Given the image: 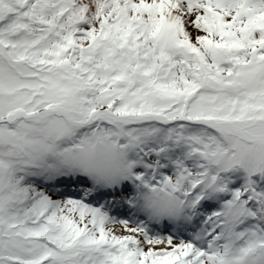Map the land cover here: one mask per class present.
Wrapping results in <instances>:
<instances>
[{
	"label": "snow or ice",
	"instance_id": "snow-or-ice-1",
	"mask_svg": "<svg viewBox=\"0 0 264 264\" xmlns=\"http://www.w3.org/2000/svg\"><path fill=\"white\" fill-rule=\"evenodd\" d=\"M0 264H264V0H0Z\"/></svg>",
	"mask_w": 264,
	"mask_h": 264
}]
</instances>
